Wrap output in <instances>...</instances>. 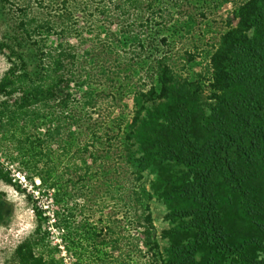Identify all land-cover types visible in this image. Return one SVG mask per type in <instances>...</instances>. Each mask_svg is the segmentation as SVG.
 <instances>
[{"label": "trees", "instance_id": "16d2710c", "mask_svg": "<svg viewBox=\"0 0 264 264\" xmlns=\"http://www.w3.org/2000/svg\"><path fill=\"white\" fill-rule=\"evenodd\" d=\"M17 1L0 0V16L14 13L8 24L0 22V54L10 63L0 79V180L33 202L38 226L17 246L11 264H68L51 253L48 225L73 253L74 214L64 202L80 182L88 188L80 193L84 200L102 187L101 197L123 189L119 196L133 214L128 221L138 231L137 245L146 247L154 263L264 264V0L239 3L227 29L210 44L207 95L200 84L181 78L173 57L160 52L153 38L149 46L150 33L139 34L141 54L155 50L150 83L136 88L126 82L130 64L120 54L116 71L108 65L112 47L90 36L94 25L107 14L124 16L137 0H20L15 8ZM186 53L189 61L197 57ZM92 64L94 73L113 81L110 97L122 99L125 86H133L129 114L120 108L102 121L90 113L97 105L91 100ZM129 172L132 185L126 176L118 186L117 174ZM26 180L36 194L50 198L57 209L53 222ZM156 196L172 209L167 219L194 220L158 235ZM191 226L199 229L194 240ZM109 230L93 226L89 239L96 249L110 243ZM97 261L107 264L104 255Z\"/></svg>", "mask_w": 264, "mask_h": 264}, {"label": "rangeland", "instance_id": "374dc122", "mask_svg": "<svg viewBox=\"0 0 264 264\" xmlns=\"http://www.w3.org/2000/svg\"><path fill=\"white\" fill-rule=\"evenodd\" d=\"M243 1L246 0H137L135 5L130 6L127 4V6H130V12H127L124 16L111 17L107 14V17H101L100 23L94 25L96 27L90 36L96 34L100 38L108 40L109 46L112 47L113 56V63L110 62L108 65H111L114 71L118 67V64L114 62L117 54H120L121 60H125L126 63L130 64L128 65V72L132 77L125 81L131 82L132 80L133 85L137 88L139 84H146L151 81L147 77V73L151 69L149 59L152 58L155 50L147 47V50L141 54L139 44V34L147 37L150 33L147 38L149 46L151 38H153L154 46H158L160 52L165 51L173 57L172 62H174L181 78L186 79L188 82L200 84L199 91L203 89V94L207 95L208 61L205 55L207 50L211 48L210 44L218 40L219 34L227 29L226 25L231 20L235 7ZM20 4L23 3L18 0L15 3V8ZM41 15L44 16L42 13ZM13 16L14 13H6L4 16H0V22L4 20L8 24ZM129 24H134V27H131L132 31L124 33ZM142 30H148V32L142 33ZM84 35L88 36L86 33ZM163 37L166 38V43H163ZM95 44L101 46L103 42L96 39ZM110 50L109 47L108 51ZM187 51L197 54L196 59L189 61ZM9 66L8 55L0 54V79ZM90 70L93 73L90 79L93 91L91 100L95 101L97 105L96 108L91 106L89 109L94 118L101 116L102 121L108 120L113 112H119L120 108L126 114H129L132 106L130 95L132 91L130 89L133 86L128 87L127 85V88L125 86V94L122 99H120V95L113 93L114 99L109 95L110 90H112L109 86H112L113 81L105 78L106 75L104 74L94 73L93 64L90 66ZM124 74L126 76L127 73ZM182 79L181 81H185ZM89 87L87 86L85 89L88 90ZM110 126L112 125L110 124ZM109 155L112 158L117 156L114 152H110ZM110 157L109 161L114 162L115 160H110ZM14 168L13 172L16 176L23 177L25 181L26 178L23 174L17 171L16 167ZM126 176L128 186H131L133 181L130 172L123 176L121 173L120 175L117 174L116 184L121 187V184H123L122 179ZM149 179L151 178L149 177ZM40 182L37 179L36 183L39 184ZM24 184L31 192L37 191L29 181L26 180ZM82 185H85V183L80 182L74 190L72 189V193L68 195V201L64 202L66 206L71 208L69 209L70 212L74 214V217H70L74 222V229H76L73 230V253L68 251L61 242V233L58 232V229L50 224L48 226L50 238L53 242L51 253L64 256L68 264H73L69 258H72L73 262L74 260L77 261V264H98L99 255L105 256L107 264H157L152 261V257L148 256L146 247L143 244L137 245L138 231L129 223L133 214L119 196V194H122L123 189H120V193L113 191L110 195L101 197L103 195L102 191L105 190L102 187L99 189L98 194H92L89 200H84L80 198V193L83 190L88 192V188L86 189ZM36 197L38 198V204H42L49 210L48 216H50V221L53 222L52 214L55 207L50 204V198L47 195L40 194V191L39 194H36ZM152 206L158 235L180 222L190 225V222L194 220V215L184 218L173 217L176 219L175 221H172L171 218L167 219L166 217L172 209L159 196L154 198ZM81 220L84 223L77 226ZM86 223H89V225H86ZM109 225L112 227V230H109L111 241L108 242L110 243L96 249L89 239L93 226H96L97 230H102ZM37 226L38 221L33 202L28 199L26 194L17 191L13 186L0 180V264L12 263L17 246L31 237ZM198 230V227H189V240H194L195 235L193 233ZM54 241L57 244L60 243L61 247H57ZM162 243L168 245V239H165ZM261 258H264V252H262ZM224 260L229 262L230 257L226 258L224 256Z\"/></svg>", "mask_w": 264, "mask_h": 264}]
</instances>
